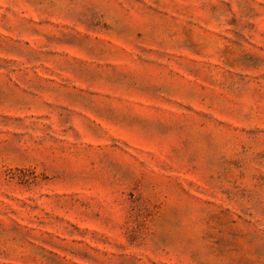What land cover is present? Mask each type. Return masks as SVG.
<instances>
[{"label":"rangeland","instance_id":"1","mask_svg":"<svg viewBox=\"0 0 264 264\" xmlns=\"http://www.w3.org/2000/svg\"><path fill=\"white\" fill-rule=\"evenodd\" d=\"M0 264H264V0H0Z\"/></svg>","mask_w":264,"mask_h":264}]
</instances>
